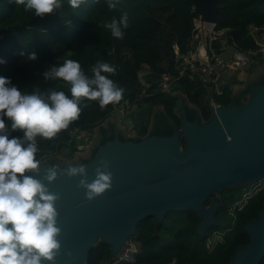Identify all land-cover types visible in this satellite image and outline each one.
Returning a JSON list of instances; mask_svg holds the SVG:
<instances>
[{"label": "trees", "instance_id": "trees-1", "mask_svg": "<svg viewBox=\"0 0 264 264\" xmlns=\"http://www.w3.org/2000/svg\"><path fill=\"white\" fill-rule=\"evenodd\" d=\"M63 4L61 11L41 19L34 12L25 11L23 6L0 0V60L5 61L0 63V77L10 79L22 94H32L36 90L43 94L52 90L62 91L71 98L70 84L60 79L46 80L43 73L67 58L79 62L82 72L92 78L91 69L98 62L107 63L116 72L102 74L124 89L121 101L128 99L134 105L147 104L149 107L163 104L166 116L178 127L173 101L167 96L181 91L201 110L203 119L209 118L210 110L203 103L209 84L191 80L186 74L179 75L180 59L175 51L184 54L193 48L190 35L194 29L193 20L199 17L193 0H119L115 10L108 8L107 0H86L78 9L69 7L67 0H63ZM217 4L220 11L214 29L224 30L228 42L237 50L260 55L261 47L256 37L264 32V0H217ZM125 12L129 27L122 29L123 39L115 38L105 25L113 18L119 20ZM214 46L216 52H221L217 42ZM33 52L36 60L29 59ZM144 66H147L144 77L149 85L146 92L139 95V72ZM164 74L169 77L170 87L159 90L157 85ZM220 89V93L213 89L211 98L214 103L227 106L232 89L224 84ZM114 105L101 109L98 101L85 99L80 105L79 119L69 126L91 132L111 115ZM5 124L9 138L23 137L21 130L11 129L6 117ZM37 140L40 149L37 159L53 156L67 147L68 156L77 150L69 127L53 140L40 137ZM182 145H185L184 138ZM263 203L264 184L248 194L247 200L237 209L230 233L212 245L211 241L216 238L212 233L216 230L212 227L205 235L196 234L193 226L199 216L193 211L186 212L187 223L165 240L159 231L167 225L159 222L155 227L154 217L145 216L137 222L135 232L129 237L136 244L132 253L111 258L110 245L100 240L89 249L86 264H230L236 247L250 241L243 225L259 215ZM258 264H264V255Z\"/></svg>", "mask_w": 264, "mask_h": 264}, {"label": "water", "instance_id": "water-1", "mask_svg": "<svg viewBox=\"0 0 264 264\" xmlns=\"http://www.w3.org/2000/svg\"><path fill=\"white\" fill-rule=\"evenodd\" d=\"M193 1L199 19L215 24L217 0ZM237 78L227 106L215 105L206 96L211 113L207 120L184 93H169L178 127L161 104L152 107L144 136L125 130L119 117L107 116L93 127L82 150L70 156L56 153L43 159L39 174L26 173L61 197L56 208L62 248L56 264H86L89 249L100 240L110 245L113 258L140 219L151 215L156 227L169 210L196 212L199 220L193 229L199 236L212 226L228 224V219L216 215L222 201L213 198L206 204V199L225 187L264 178V48L259 60L251 63L250 73L241 70ZM101 160L109 162L113 184L94 201H87L85 190L78 187L81 177L61 173L53 183L44 180L47 168L59 164L63 169L71 162L85 164L91 182ZM243 230L250 241L236 247L230 264H258L264 255V203Z\"/></svg>", "mask_w": 264, "mask_h": 264}, {"label": "clouds", "instance_id": "clouds-1", "mask_svg": "<svg viewBox=\"0 0 264 264\" xmlns=\"http://www.w3.org/2000/svg\"><path fill=\"white\" fill-rule=\"evenodd\" d=\"M34 12L41 19L57 13L64 7L63 0H10ZM86 0H67L69 7L78 9ZM119 0H107L111 10L117 9ZM115 38L123 39L129 27L128 14L119 20L113 18L105 25ZM29 59L36 60V53ZM63 62L51 66L43 73L46 80L60 79L71 85V98L64 92L49 90L32 94L22 92L8 78L0 77V264H56L61 254L58 237L59 213L56 208L60 200L45 183L26 173L39 174L43 159H37L40 151L37 137L53 140L62 130L79 119L83 100L98 101L101 109L116 104L123 98L124 89L108 75L116 69L107 63L98 62L89 78L79 62L62 58ZM0 63L5 61L0 60ZM87 105H85L86 107ZM5 117L11 122L13 131L21 130L23 137L9 138ZM63 173L69 178L81 177L78 187L85 190L87 201H94L112 188L113 173L109 162L101 160L95 169V178L89 182L85 164L66 163L46 169L44 180L53 183ZM242 206V205H241ZM240 206V207H241ZM239 207V208H240ZM238 208V209H239ZM210 229V228H209ZM71 255V253H69Z\"/></svg>", "mask_w": 264, "mask_h": 264}, {"label": "rangeland", "instance_id": "rangeland-1", "mask_svg": "<svg viewBox=\"0 0 264 264\" xmlns=\"http://www.w3.org/2000/svg\"><path fill=\"white\" fill-rule=\"evenodd\" d=\"M193 24H194V28H195L196 24L194 21H193ZM201 31H203L205 34L203 35L198 30V28L194 32V34L196 32L199 34V38L194 39V41H193V44L195 45L194 46L195 52H196L195 58L201 57V59H202L201 49L203 50V47L200 45L201 41H202V45H205V43H206L207 47H210V45H213V48H214L215 47L214 44L216 42L219 44V46L222 45L221 52L217 53L218 59L229 60L232 57H237V54L241 55L242 60L244 61V64H240V62H239V64L235 63L234 64L235 69H232V64H231L230 68L228 67V69H226L225 72H223V75L225 77L231 76V77H234L236 79L233 84L238 82L237 75L239 74V72L241 70L250 73L251 63L256 61V60H259V55L258 56L255 55L256 52L239 51L233 45H230L229 43H227L226 42L227 37L225 35L224 30H223V33L221 35L220 34L217 35L214 33V31H217V30L214 29V27L212 29V25L205 22L203 24V29ZM192 33H191V35H192ZM253 33H254V31H253ZM191 35H190V37H191ZM201 35L204 36V40L202 39ZM214 35H216L215 36L216 38L211 41V39ZM256 39H257V41L261 47L260 50L263 49L264 48V32L261 33L259 37H256ZM224 46H225V49H224ZM175 51L178 52L177 49ZM178 55L179 56H186L185 54H180L178 52L177 53L178 59H179ZM186 58L187 57H184L183 59H186ZM238 66H239V68H237ZM144 67L145 68H143L139 72V80H138V84H137V87L140 89V92H141L139 95H143L146 92V90L148 89V85H149L148 80L146 79V77H144V74L147 72V66H144ZM222 82H223V80H221V81L219 80L217 86H214L211 84L206 86L205 95L203 98L204 104H205L204 99L206 98V96L209 98L211 96L212 86H214L215 90L217 91L218 89H220V84ZM167 83H168V81H167ZM167 83H166V80L163 77H161L160 81L158 82L157 88L159 90H161L162 88L165 87V85ZM233 84L230 85V87H232V90H233ZM185 97L188 100L186 95H185ZM152 107H149L147 104H143L142 106L133 105L132 108L130 107L131 109L129 108V110H127L123 113H121L119 109L113 108V111H112L111 115H109V116L110 117H119V119L121 120L120 123H122V127L125 130H128L132 133L134 131H136L138 136H140L142 134L145 135L147 133V126L150 123ZM199 111H201V110L199 109ZM134 114H136L137 116L135 117ZM210 115H211V113H210ZM210 115H209V117H210ZM104 119L100 123H102L104 121ZM205 120H207V119H205ZM142 125H145L143 130H141ZM137 127H140V129L138 130ZM140 130H141V132H140ZM91 138H92V131L90 132V139ZM90 139L88 140L87 144L89 143ZM68 151H69V147L63 148L61 151H59L57 153L68 156ZM48 157H50V156H48ZM263 184H264V178H260L253 183H247V184L225 187L221 190H217V191L213 192L210 196L207 197L206 204H209L213 198L219 197L217 199L222 201L221 202L222 205L219 206L217 209L218 215L228 219V221H229L228 224L223 226V227L212 226L216 230L212 233V235H214V237H216V238H214V240L211 241V243H210L211 245L218 240H222V238L226 237L230 233V231L233 228V224H234V222H233L234 221L233 220L234 215L233 214H235L237 209L247 200V195L248 194L250 195L254 191V189L260 188ZM220 197H221V199L223 197V200H221ZM186 212H187V210H185V211L169 210L164 214V217L162 218V220L160 222L165 223L167 225V228L161 229L159 231L161 237L164 240L168 239L178 227L185 225L187 223ZM194 213L197 214L196 212H194ZM209 230H211V229H209ZM134 241L135 240H130L128 238L127 242L121 247L118 254L115 255L113 258H117V257L119 258V256H121L123 253L128 254L132 250V247L136 246ZM132 243H134V246L132 245ZM130 253H132V252H130Z\"/></svg>", "mask_w": 264, "mask_h": 264}, {"label": "built area", "instance_id": "built-area-1", "mask_svg": "<svg viewBox=\"0 0 264 264\" xmlns=\"http://www.w3.org/2000/svg\"><path fill=\"white\" fill-rule=\"evenodd\" d=\"M198 18H194L193 20L196 24L193 30V33L191 35V45L193 46V48H190L186 53H184L186 56L178 55L180 59L179 64H178L180 68L179 75L186 74L191 80H198V81H202L203 83L212 84L214 86H217L219 80L221 81L224 77L223 72H225V70L228 69V67L230 68L231 64H232V69H235V66H234L235 63L239 64L240 62V64H244V61L242 60L241 55H238V54H237V57H232L229 60L218 59L217 53L219 52H216L215 48H213V45H210V47H207L206 43L205 45H202V41L200 44L204 50V53L202 54V59L201 57L195 58L196 52H195V47H194L195 45L193 44V41L194 39L199 38V34L197 32L194 34V32L198 28V30L203 35L205 34L203 31H201L203 29V24L205 22L201 21ZM209 24L212 25V29H213L215 24H212V23H209ZM214 33L217 35L219 34L221 35L223 33V30H217V31H214ZM215 36L216 35L212 37L211 41L216 38ZM201 37L204 40V36L201 35ZM226 42L229 43L228 40H226ZM220 46H221L220 47V50H221L222 45ZM224 49H225V46H224ZM177 53L178 52H176V54ZM184 57H187V58L183 59ZM162 77L166 80V83L167 81L168 83L161 90H167L170 87L169 77L165 74ZM217 92L220 93V89H218ZM214 104L219 105L216 103ZM133 105L134 104H132L128 99H124L120 103L115 104L114 108L119 109L120 112L123 113L129 110L130 107L132 108ZM69 132L71 135V140H73L75 143L76 149L82 150L86 146L88 140L90 139V131L87 129L78 127V126H69Z\"/></svg>", "mask_w": 264, "mask_h": 264}, {"label": "flooded vegetation", "instance_id": "flooded-vegetation-1", "mask_svg": "<svg viewBox=\"0 0 264 264\" xmlns=\"http://www.w3.org/2000/svg\"><path fill=\"white\" fill-rule=\"evenodd\" d=\"M234 77H231V76H228V77H226L225 78V76L223 77V82L220 84V88H222V84H224V85H227V86H229L230 87V85H232L235 81H234ZM236 80V79H235ZM212 85V84H211ZM231 89H232V87H230ZM213 89H215V87L214 86H212V92H213ZM233 91V90H232ZM220 92H221V89H220ZM211 96H212V94H211ZM212 99V98H211ZM213 101V100H212ZM162 106H163V109H164V113H165V107H164V105L163 104H161ZM220 105V104H219ZM165 115H166V113H165ZM201 115H202V112H201ZM202 117H203V115H202ZM168 118V117H167ZM205 120V119H204ZM144 134H142V135H140V136H143ZM217 198H219V197H217ZM220 199H221V197H220ZM219 200V199H218ZM221 200H223V197H222V199ZM218 209V208H217ZM218 210H216V215L217 216H219L218 215V212H217ZM234 216H233V218L235 219V214H233ZM233 219V220H234Z\"/></svg>", "mask_w": 264, "mask_h": 264}, {"label": "crops", "instance_id": "crops-1", "mask_svg": "<svg viewBox=\"0 0 264 264\" xmlns=\"http://www.w3.org/2000/svg\"><path fill=\"white\" fill-rule=\"evenodd\" d=\"M238 68H239V67H238ZM235 71H236V70H235ZM225 78H226V77H225ZM162 108H163V107H162ZM120 122H121V120H120ZM121 126H122V123H121ZM137 129L139 130L140 127H137ZM138 132H139V131H138ZM133 134L138 135L136 131H134Z\"/></svg>", "mask_w": 264, "mask_h": 264}, {"label": "bare ground", "instance_id": "bare-ground-1", "mask_svg": "<svg viewBox=\"0 0 264 264\" xmlns=\"http://www.w3.org/2000/svg\"><path fill=\"white\" fill-rule=\"evenodd\" d=\"M204 50L201 49V53L203 54Z\"/></svg>", "mask_w": 264, "mask_h": 264}]
</instances>
